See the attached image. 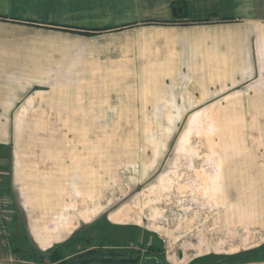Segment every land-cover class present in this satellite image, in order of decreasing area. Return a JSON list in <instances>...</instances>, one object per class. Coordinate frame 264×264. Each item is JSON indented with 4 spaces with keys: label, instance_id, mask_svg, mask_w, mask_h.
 Returning <instances> with one entry per match:
<instances>
[{
    "label": "crops",
    "instance_id": "crops-1",
    "mask_svg": "<svg viewBox=\"0 0 264 264\" xmlns=\"http://www.w3.org/2000/svg\"><path fill=\"white\" fill-rule=\"evenodd\" d=\"M130 96L177 122L216 111L240 137L242 151L221 159L231 167L217 166L223 203L186 198L166 222L160 208H99L88 196L66 128L97 127L99 104ZM165 158L139 190L164 175ZM0 185L15 264H39L55 248L71 257L76 240L96 233L106 250L136 242L152 255L144 264L236 255L223 264H264V0H0ZM226 192H240L237 203ZM6 250L0 237V264Z\"/></svg>",
    "mask_w": 264,
    "mask_h": 264
},
{
    "label": "rangeland",
    "instance_id": "rangeland-1",
    "mask_svg": "<svg viewBox=\"0 0 264 264\" xmlns=\"http://www.w3.org/2000/svg\"><path fill=\"white\" fill-rule=\"evenodd\" d=\"M139 99L141 97L130 96L123 104H99V115L104 120L97 127L66 128V154L68 156L72 150L80 153L77 155L78 167L84 168L83 171L87 173L84 178L92 189H89L92 192H88V196L97 199L99 208L124 200H127L125 203L149 207L150 210L152 207L157 211L160 208L162 220L167 219L166 222L170 217L165 211L171 204L184 203L186 198L201 203H223L224 193L217 191V166L225 162L227 167H231L232 160L221 159L229 157L234 151H242L241 143L234 144V140L239 141L240 137H234L233 133L222 129L223 122H219L216 111L189 113L186 121L179 119L177 122L176 113L156 111L153 104L145 105L147 109L142 111L143 105L137 104ZM163 158L166 162L164 175L139 190ZM95 162L98 165L96 170L91 168ZM176 173H179V178L188 181L185 185L191 184L187 187L192 191L183 189ZM72 176L66 178V192H72ZM92 182L97 185L96 191ZM205 182H208V186L204 185ZM204 195L209 196L210 202L201 197ZM195 196L200 199L197 200ZM239 196L240 192H226L225 203H237ZM144 209L137 212L140 214ZM163 228L165 233H172L168 223ZM96 235L93 242L100 246L104 236ZM124 242L125 246L118 248L114 245L110 249L115 253L138 257V264L152 259V255L136 242ZM9 243L12 247L10 238ZM70 250L78 251L76 248ZM40 260L38 255L35 256V262Z\"/></svg>",
    "mask_w": 264,
    "mask_h": 264
},
{
    "label": "trees",
    "instance_id": "trees-1",
    "mask_svg": "<svg viewBox=\"0 0 264 264\" xmlns=\"http://www.w3.org/2000/svg\"><path fill=\"white\" fill-rule=\"evenodd\" d=\"M171 9L175 17L183 18L185 10L182 4L172 3ZM94 239L89 241V239H78L76 240L70 248L77 249L74 250L71 257H65L63 250L55 248L48 251L45 255H41L39 264H92L96 262L98 264H138L139 258L132 257L129 254H123L120 252H112L111 249L106 250L102 247L105 246V241H99L100 246H97L98 243L93 242ZM84 243V245H83ZM95 243V245H93ZM75 244V246H73ZM95 246V248H92ZM110 248L114 245H108ZM92 248V249H89ZM88 249V250H87ZM81 251V253H76ZM238 256L231 257L226 259L225 257H203L196 261H193L191 264H216L217 261H220L221 264L234 261Z\"/></svg>",
    "mask_w": 264,
    "mask_h": 264
},
{
    "label": "built area",
    "instance_id": "built-area-1",
    "mask_svg": "<svg viewBox=\"0 0 264 264\" xmlns=\"http://www.w3.org/2000/svg\"><path fill=\"white\" fill-rule=\"evenodd\" d=\"M0 237L2 242L7 249V258L5 259L7 264H15L16 259L13 255L12 248L9 243V233L7 230V221L5 217V201L1 194V185H0Z\"/></svg>",
    "mask_w": 264,
    "mask_h": 264
}]
</instances>
